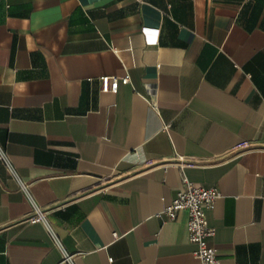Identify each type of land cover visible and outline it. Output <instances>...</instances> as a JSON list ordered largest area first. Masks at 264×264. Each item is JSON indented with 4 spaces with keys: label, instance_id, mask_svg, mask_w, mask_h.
I'll return each mask as SVG.
<instances>
[{
    "label": "crops",
    "instance_id": "crops-1",
    "mask_svg": "<svg viewBox=\"0 0 264 264\" xmlns=\"http://www.w3.org/2000/svg\"><path fill=\"white\" fill-rule=\"evenodd\" d=\"M0 151V264H264V0H0Z\"/></svg>",
    "mask_w": 264,
    "mask_h": 264
},
{
    "label": "built area",
    "instance_id": "built-area-1",
    "mask_svg": "<svg viewBox=\"0 0 264 264\" xmlns=\"http://www.w3.org/2000/svg\"><path fill=\"white\" fill-rule=\"evenodd\" d=\"M128 81V77L102 76V91L115 92L121 82L127 83ZM148 91L150 95L153 94V88H148ZM151 103L154 107L156 106L153 99ZM0 160L15 173L9 158L2 151H0ZM220 197L221 192L218 187L196 185L189 179L183 178L182 187L178 190L172 202L162 212L163 215L171 220L177 219L180 212H187L189 240L196 244L197 248L194 250V255L202 264H221L217 248L209 242L210 238L216 234V228L210 225L207 215L208 211L214 209L216 201ZM40 220H45V218L41 209L36 206L34 214L25 221L35 223Z\"/></svg>",
    "mask_w": 264,
    "mask_h": 264
}]
</instances>
